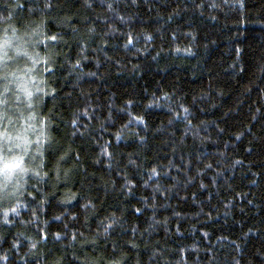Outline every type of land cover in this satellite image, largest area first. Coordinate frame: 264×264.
Instances as JSON below:
<instances>
[{"label":"trees","instance_id":"1","mask_svg":"<svg viewBox=\"0 0 264 264\" xmlns=\"http://www.w3.org/2000/svg\"><path fill=\"white\" fill-rule=\"evenodd\" d=\"M1 133L0 264H264V0H0Z\"/></svg>","mask_w":264,"mask_h":264},{"label":"snow or ice","instance_id":"2","mask_svg":"<svg viewBox=\"0 0 264 264\" xmlns=\"http://www.w3.org/2000/svg\"><path fill=\"white\" fill-rule=\"evenodd\" d=\"M52 39H55V37H52ZM129 43H131V40L129 41ZM9 44L10 41L5 40L4 46L7 47ZM24 91L29 97L33 95L31 91L27 90V88H24ZM37 91H41V89L38 88ZM185 112H187V109H185ZM4 140L8 144H11L12 137L5 134ZM12 151V147L5 148L0 145V177H3V187L0 190H3L5 193H7L8 184L13 181V178L15 176H17L18 174L22 175L28 171V169L23 166V157L10 155ZM12 211L15 212L16 209H12ZM5 216H7V212L5 213ZM111 227L112 225L109 224L105 228V232H107L108 228Z\"/></svg>","mask_w":264,"mask_h":264},{"label":"rangeland","instance_id":"3","mask_svg":"<svg viewBox=\"0 0 264 264\" xmlns=\"http://www.w3.org/2000/svg\"><path fill=\"white\" fill-rule=\"evenodd\" d=\"M18 81L21 82L20 79H18ZM4 136H5V134L1 133V134H0V140H3V139H4ZM0 178H3V177H0Z\"/></svg>","mask_w":264,"mask_h":264}]
</instances>
